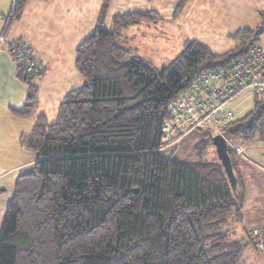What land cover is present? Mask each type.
<instances>
[{"label":"trees","instance_id":"obj_1","mask_svg":"<svg viewBox=\"0 0 264 264\" xmlns=\"http://www.w3.org/2000/svg\"><path fill=\"white\" fill-rule=\"evenodd\" d=\"M107 1L76 52L82 85L67 94L54 123L41 115L33 128L27 147L36 162L17 177L0 213V264H241L253 245L246 230L238 240L229 232L242 220L247 197L238 155L229 150L235 187L220 162H186L166 152L163 127L168 104L192 89L199 72L228 70L259 45L264 13L258 28L236 32L240 46L217 53L189 40L158 70L130 36L158 22V14L115 15L105 27ZM27 2L14 0L12 20ZM186 2L179 1L174 17ZM17 64L30 83L34 77ZM30 85L20 114L34 105L37 87ZM223 132L247 148L257 138L264 142V95ZM199 133L201 156L213 135Z\"/></svg>","mask_w":264,"mask_h":264},{"label":"crops","instance_id":"obj_2","mask_svg":"<svg viewBox=\"0 0 264 264\" xmlns=\"http://www.w3.org/2000/svg\"><path fill=\"white\" fill-rule=\"evenodd\" d=\"M6 1V8H0V39L3 38L0 42L2 216L13 198L17 177L36 162V154L27 147V143L38 117L44 115L48 123H54L67 94L83 83L76 67V52L95 30L107 0H28L20 18L10 22L3 36L8 10H11V0ZM179 1L108 0L105 27H110L115 15L154 11L160 18L155 24L162 28L146 24L132 29L130 34L136 39L134 44L144 58L142 51L150 47L146 41L154 40L155 36L158 38L156 32L166 40L172 38L174 43L168 42L171 46H183L186 41L197 40L214 52L223 53L240 46L242 39L236 36V32L258 28L264 13V0H187L182 11L174 17ZM21 39L45 62L42 75L32 78L30 83L23 79L9 49V44ZM258 44L264 51V34ZM30 84L37 87L36 99L29 114H20L18 111L28 102ZM230 111L233 113V109ZM250 149L247 157L238 156L237 160L239 167L243 165L247 170V175H251V164L258 168L264 166V148L260 149L261 156L256 160L250 157ZM257 173L259 175L260 172Z\"/></svg>","mask_w":264,"mask_h":264},{"label":"built area","instance_id":"obj_3","mask_svg":"<svg viewBox=\"0 0 264 264\" xmlns=\"http://www.w3.org/2000/svg\"><path fill=\"white\" fill-rule=\"evenodd\" d=\"M11 54L17 57L26 76L36 77L44 72L45 62L28 48L26 42L11 43ZM244 92L254 97L264 95V51L259 45L250 48L227 71L199 72L192 89L168 104L169 119L163 127L166 142L163 149L170 144V138H179L194 130L224 135V129L234 120L227 105ZM226 140L229 150L247 157L245 145L227 137ZM247 235L254 249L264 257V226L249 229Z\"/></svg>","mask_w":264,"mask_h":264},{"label":"rangeland","instance_id":"obj_4","mask_svg":"<svg viewBox=\"0 0 264 264\" xmlns=\"http://www.w3.org/2000/svg\"><path fill=\"white\" fill-rule=\"evenodd\" d=\"M6 5V0H0V8L5 9ZM10 7L11 10L10 12L8 10L9 14H7L8 18L4 28L5 32L1 31V35L3 32V36L8 31L10 22L12 21L14 16V0H11ZM155 25L159 26V28H162L161 25ZM155 35H157L158 38L155 36L154 40L148 39V41L146 42H149L150 47L146 48L145 51L142 52L145 58L152 61L158 70H162L172 59H174L179 53H181L185 45L171 46V44H169L168 42L174 43L172 38L166 40L164 39V36L158 32H156ZM253 104L254 96L244 92L227 105V110L233 109V115L235 119L242 117L250 112L253 108ZM199 131L201 130H194L188 134H183L174 142H170V144L166 148V152L172 154L174 158L186 162H220L217 156L216 148L213 145L207 147L205 151H203V154L201 156H198L196 154L195 149L202 137ZM212 135L214 134L212 133ZM251 144H254L255 146H248L247 151L248 149L253 148L249 150V155L256 160L261 156L260 149L264 148V146L262 148L259 146L264 145V142L260 141V139L257 138L256 140L251 142ZM251 166L253 167V169H250L249 171L251 175H247V173H245V171L247 170L243 165L239 167L245 185H247V197L245 200V207L243 208L242 212V220L240 222H234L233 226H231L229 229V232L232 236L231 239L233 240L240 239V236L244 234L245 230L248 231L251 228L261 227L260 225H264V170H262L264 166L261 165V169L253 164H251ZM257 171L260 172L259 175ZM241 264H264V257L259 255V253L253 248V246L249 245L244 251Z\"/></svg>","mask_w":264,"mask_h":264},{"label":"water","instance_id":"obj_5","mask_svg":"<svg viewBox=\"0 0 264 264\" xmlns=\"http://www.w3.org/2000/svg\"><path fill=\"white\" fill-rule=\"evenodd\" d=\"M212 145L215 146L216 148V152H217V156L219 158L220 164L225 169V172L230 178V181L233 184V186L236 187L238 184V179L234 171L233 161L229 153V148H228L226 137L220 133L214 134L212 136ZM263 155H264V151H263Z\"/></svg>","mask_w":264,"mask_h":264},{"label":"bare ground","instance_id":"obj_6","mask_svg":"<svg viewBox=\"0 0 264 264\" xmlns=\"http://www.w3.org/2000/svg\"><path fill=\"white\" fill-rule=\"evenodd\" d=\"M212 71H215V70H212ZM219 71H227V70H219ZM239 156V155H238ZM247 239L249 240V237H248V235H247Z\"/></svg>","mask_w":264,"mask_h":264}]
</instances>
